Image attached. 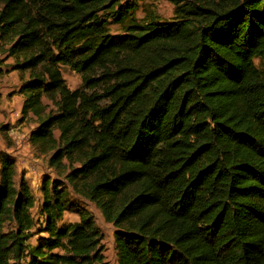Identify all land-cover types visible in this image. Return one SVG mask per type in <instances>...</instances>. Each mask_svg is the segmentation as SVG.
Listing matches in <instances>:
<instances>
[{"label": "trees", "instance_id": "1", "mask_svg": "<svg viewBox=\"0 0 264 264\" xmlns=\"http://www.w3.org/2000/svg\"><path fill=\"white\" fill-rule=\"evenodd\" d=\"M166 1L161 23L120 0H0V79L11 59L55 176L31 245L34 199L1 155L0 264H109L68 190L114 228L115 264H264V0Z\"/></svg>", "mask_w": 264, "mask_h": 264}, {"label": "rangeland", "instance_id": "2", "mask_svg": "<svg viewBox=\"0 0 264 264\" xmlns=\"http://www.w3.org/2000/svg\"><path fill=\"white\" fill-rule=\"evenodd\" d=\"M120 1L122 4L133 6L134 17L137 21H141L144 14L149 12L156 15L161 23L168 22L172 18L173 8L166 0L158 2L152 0ZM108 29L116 36L120 33L121 26L114 22H109ZM0 59L2 60V58ZM254 65L257 68L261 67L259 60H254ZM2 68L4 74L0 79V157L5 154L11 159L16 171L14 177L15 185L18 184L20 179H24L34 199V208L31 211V215L36 225L35 229L31 232L29 243L35 245L38 239L43 237L38 233L41 225V184L45 178L55 179V176L48 168L46 158L36 154L29 145V135L35 126L32 123L21 121L22 97L18 93L21 80L19 74L13 69V61L11 59L4 60ZM61 75L70 90L81 86L79 75L70 69L62 67ZM68 192V200L73 206V210H83L88 213L102 235L101 247L106 262L115 264L114 228L105 222L101 213L93 204L73 195L70 190ZM78 220L76 211L67 212L63 215L59 226L76 223Z\"/></svg>", "mask_w": 264, "mask_h": 264}, {"label": "crops", "instance_id": "3", "mask_svg": "<svg viewBox=\"0 0 264 264\" xmlns=\"http://www.w3.org/2000/svg\"><path fill=\"white\" fill-rule=\"evenodd\" d=\"M34 245V244H33Z\"/></svg>", "mask_w": 264, "mask_h": 264}]
</instances>
